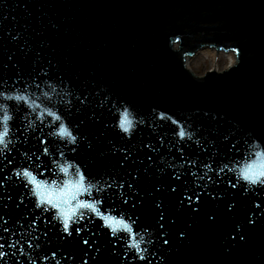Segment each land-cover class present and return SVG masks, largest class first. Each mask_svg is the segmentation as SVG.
Wrapping results in <instances>:
<instances>
[{"label":"water","instance_id":"obj_1","mask_svg":"<svg viewBox=\"0 0 264 264\" xmlns=\"http://www.w3.org/2000/svg\"><path fill=\"white\" fill-rule=\"evenodd\" d=\"M0 3L6 5L0 7V15L8 16L4 27L11 28L15 18L17 30L23 25L29 42L42 49V55L57 66L52 70L56 78L35 81L28 75H14L10 68L0 71V91L4 96L13 97L10 100L0 97V104H3L0 119L5 110L12 117L7 122L9 135L6 138L12 143L0 153V168L3 169L0 176L11 177L0 188V216L8 221L6 225L0 221V244L5 245L0 251L9 254L0 264H31L33 260L36 264H56L57 261L59 264H82L84 260L88 264H116L113 251L121 257L127 256V264H146L133 258L137 249L127 247L131 244H137L140 250L149 249L144 254L151 264H161L160 254L166 257L165 264H264V218L257 214L255 227L245 223L251 215V197L230 193L228 200L235 205L232 212H227L224 202L205 198L200 209L192 213L190 208L177 209L181 185L175 195L164 198L168 214L175 220L166 229L170 236L167 250L157 243L154 227H150L147 234L143 232L144 225L155 223L151 203L143 209L141 227L135 229L132 239L120 230L114 240L108 228L97 226L103 221L89 212L85 217H91L88 235L96 240L102 251L97 254L88 249L89 255H84L85 249L78 238L60 239L62 225L58 221L48 223L52 214L35 207L37 197L29 191L33 186L25 188L27 180L17 179L10 170L13 165L17 170L28 168L36 180L46 182V186L56 180L63 187L65 180L77 179V167L81 171L87 169L89 177H95L92 180L95 183L101 179L98 169L115 164L114 158L106 157L89 167L91 155L95 153L83 150L73 153L66 138L47 135L49 131L59 130V122L45 115L43 92L49 93L55 105L48 106L57 114H63L62 122L77 134L73 122L75 108H72V116L65 109L66 101L75 104V96L65 94L75 91L67 82L77 80L81 86L87 84L94 106L99 105L104 95L112 101L122 98L130 105L134 122L145 120V124H136L132 130L131 143L137 150H141V142L150 140L155 132L172 139L164 122H153L158 125L155 132L148 127L154 108L176 117L196 116L205 126L213 123L204 118L207 112L223 118L214 128L218 126L229 141L221 137L213 152H218L221 159L229 163L233 171L228 176L234 182L246 165H254V170L264 166V0H0ZM177 37L179 41L173 43ZM211 46L224 50L236 48V63L223 71L210 70L204 76L194 75L186 67V59L199 49ZM0 48L8 52L14 50L7 39L0 41ZM16 59L22 66H28L19 52ZM61 76L65 84L60 83ZM37 83L40 89L35 87ZM17 95H24L28 105L36 100L40 107L16 101ZM117 109L123 110L120 103L115 108L108 103L103 109V120L108 124L106 130L102 127L103 120L83 129L87 135L97 137L96 152L107 147V139L124 143L120 138L124 134L115 127L119 120ZM3 126L0 124V130ZM40 138L49 141L50 155L41 156L46 167L37 168L24 153L39 154ZM194 149L195 145H186V153H193ZM153 155L157 164H162L160 157L171 161L175 150L169 153L165 143L160 153ZM198 155L200 153L196 152L192 158ZM6 157L12 159L13 165L7 164ZM139 159H144L142 152ZM60 167H67L68 172L61 173ZM188 180L184 184H188ZM161 182L166 183V180ZM151 183L150 179L142 186L148 187ZM239 183L246 184L243 180ZM148 190L151 191V187ZM51 194L59 196V189L54 188ZM94 196L96 191L92 189L90 194L77 198L90 201ZM104 196L107 198V203L101 206L104 213L118 219L132 215L130 207L123 209L118 198L109 197L108 193ZM236 224L243 226L244 242L238 237L231 240ZM181 230L186 233L184 239H178ZM149 240L152 243H148ZM29 242L40 247L28 248ZM10 244H16V248L9 247ZM17 249H23V255ZM45 255L49 257L46 261L42 260ZM69 256L72 259H68ZM121 264L125 262L121 260Z\"/></svg>","mask_w":264,"mask_h":264},{"label":"snow or ice","instance_id":"obj_2","mask_svg":"<svg viewBox=\"0 0 264 264\" xmlns=\"http://www.w3.org/2000/svg\"><path fill=\"white\" fill-rule=\"evenodd\" d=\"M0 7H6V5L0 3ZM7 20V15H0V33H2L0 35V41L7 39L8 43L14 46V50L8 52L6 49L0 48V71L10 68L13 70L14 75L18 77L28 75L34 81L37 78H56L57 74L52 70L57 66L52 60H48L42 55V49H38L34 44L29 42L27 32L23 30V25L20 26L21 30H17L14 22L15 18H13L12 27L6 28L4 27V22ZM179 39L177 37L173 43H176ZM232 51L237 52L238 50L233 48ZM18 52L28 61L27 67L22 66L20 61L16 59ZM29 57L31 58L30 60ZM59 80L61 84H65L66 82L62 76L59 77ZM67 83H70L75 91H68L65 94L68 96L74 95L75 104L71 100H68L65 102V109L68 115L72 116V108H75L73 122L75 123V131L77 134L74 135L69 131V128L62 122L63 114H57V112L52 110V107H55L52 104V98L48 92H43V97L46 101L45 115L51 117L52 121L59 122V130L49 131L47 135L66 138L67 145H71L70 150L73 153H79L81 150L89 154L95 153L91 155L92 164L89 167L95 165L98 160H103L106 157L110 159L114 158L116 161L115 164L110 168L104 166L103 169H98L97 175H100L101 179L95 180V183L92 182L95 177L90 178L87 169L81 171L77 167L75 169L77 179L71 182L65 180L63 187H60L56 180H53L47 186L46 182L37 181L28 168H20L17 170L13 165L12 159L6 157L7 164L13 165L10 169L12 175L17 179H26L27 183L23 185L25 188H28L29 185L33 186L29 191L37 197L35 207L42 212L52 214L51 220L48 223L58 221L62 225L60 239L71 240L78 238L85 249L84 255H89L88 249H92L95 253L100 254L102 251L100 246L94 238L88 235L91 217L85 219L87 213L90 212L99 220H102L103 224L97 226L108 228L114 240L117 238V233L120 230H123V233L127 235L128 239H132L135 235V229L141 227L143 209L147 204L151 203L155 223L154 225H144L143 232L147 234L149 228L154 227L156 229L155 235L157 237V243L167 250L168 248L166 246L169 245L170 236L166 229L170 223H175V220L168 214L164 198L166 195H175L178 190H181V185H183L182 195L178 199L177 209L186 210L190 208L191 212L195 213L200 209L202 201L206 198L211 202H224L227 212H232L235 205L228 200V195L230 193L233 195L238 193V195L251 197L249 201L251 204V215H248L245 220L247 225L251 227L256 226L258 222L257 214L261 218H264V166H261L258 170H254V165H246L240 170L239 177L235 182L228 176V173L232 172L233 169L229 163L225 162V159H221L218 152H213L221 137L223 141H229V137L221 132L218 126L214 128V125H218V121L223 119L218 114L210 115L205 112L203 114L204 118L213 122L205 126L196 116L176 117L175 115H169L167 111L157 112L154 108L152 110V122L148 123V127L155 132V127L158 125H154L153 122L162 121L164 122V126L168 127L171 132L172 139L169 140L166 135L155 132V135L150 140L142 141L141 150H137L135 145L131 143L132 130L136 127V124H145V120L140 119L134 122L131 118L133 112L130 111V105L127 101L122 98L118 99V101H112L109 96L104 95L99 105L94 106L95 101L94 99H90L91 93L89 92L87 84L81 86L79 80L75 82L68 81ZM35 87L40 89V84L37 83ZM52 90L55 91L54 88ZM0 97H3L4 100L13 99V97L4 96L2 91H0ZM14 99L18 102H23L24 105H28V101L24 95H17ZM108 103H112L114 108L117 103L122 105V111L117 109L119 112V120L115 127H118L120 132L124 134L120 137L124 143L118 144L111 139H107V147L96 152L97 137L95 135H87L83 129L88 124H95L103 120V109ZM49 104H52V107H49ZM28 106L40 107L36 103V100H32V104ZM97 108H99V111H97ZM0 109H3V104H0ZM39 118L38 116L37 119ZM11 119L12 117L5 110L2 119H0V124L4 125L2 130H0V145L3 146L0 148V153L7 150L8 145L12 143L11 140L6 139L9 135L7 122ZM102 127L105 130L108 128V124L104 120ZM126 137L127 139H125ZM38 143L42 146V149L37 150L39 154L34 152L32 155H28L25 152L24 155L28 160H32L37 168L41 166L46 167L41 161V156L47 157L50 155V149L47 147L49 141L40 138L38 139ZM165 143L168 144V152L172 153L175 150V155L171 161H166L161 156L160 160L162 164H157L156 157L153 153L159 154ZM189 143L195 145L193 153H186V145ZM232 147L235 148V145ZM141 152L144 156L143 160L139 159ZM196 152L200 153V155L192 158ZM60 155L64 156V153L61 152ZM256 155L259 157L261 154L258 152ZM205 157L207 159H204ZM52 162L54 164L56 163L55 160ZM193 169H197V171H193ZM2 171L3 169L0 168V172ZM59 171L66 174L68 168L60 167ZM104 176L110 179L105 180L103 178ZM189 177L192 179L188 180ZM10 178L6 175L0 176V188H3L5 181ZM150 179L152 183L148 187H151V191L148 190V187L142 186ZM162 179H165L166 183H162ZM185 180H188V184H184ZM240 180H243L246 184H240ZM54 188L59 189V196H53L51 194ZM92 189H95L96 196L92 197L90 201L77 198L82 194H90ZM104 193H108L109 197L118 198V202L123 209L128 210L130 207L132 215L118 219L116 216L104 213L101 207L107 203V198L104 196ZM8 199L11 200V196ZM112 210L114 211L115 209ZM36 219H39V217ZM211 219L212 217L209 216V220ZM82 220L84 221L83 223H81ZM0 221L5 225L8 223L3 216H0ZM32 224L35 225V220L32 221ZM4 231L7 232L8 228L5 227ZM233 232L235 235L231 236V240H235L237 237L240 242L246 240L245 234H242L244 233L242 225H234ZM44 234L47 235V232ZM184 238H186V233L181 230L178 239ZM148 243H152V241L149 240ZM8 246L16 248V244H10ZM27 246L28 248L40 247L39 244L33 245L30 242ZM4 247V244H0V249ZM127 247L137 249L133 257L134 259L151 264V260L144 254L148 253L150 251L149 249L140 250L137 244H131ZM17 250L23 255V249ZM111 254L117 257L116 264H121V260L127 264V256L121 257L117 251H113ZM7 255H9L7 252L0 251V262H4ZM152 255L154 256L156 254L152 253ZM55 257L56 253L53 252L52 258L55 259ZM48 259L49 257L47 255L42 257V260L46 261ZM68 259H72V257L69 256ZM93 259L95 260L96 258ZM159 260L161 264H165L166 257L160 254ZM31 264H36L35 260ZM56 264H59V261ZM82 264H88V261L84 260Z\"/></svg>","mask_w":264,"mask_h":264},{"label":"rangeland","instance_id":"obj_3","mask_svg":"<svg viewBox=\"0 0 264 264\" xmlns=\"http://www.w3.org/2000/svg\"><path fill=\"white\" fill-rule=\"evenodd\" d=\"M231 61L232 59L229 56L215 55L211 50L206 48L189 60V66L194 73L201 75L208 69L221 70L229 65Z\"/></svg>","mask_w":264,"mask_h":264},{"label":"bare ground","instance_id":"obj_4","mask_svg":"<svg viewBox=\"0 0 264 264\" xmlns=\"http://www.w3.org/2000/svg\"><path fill=\"white\" fill-rule=\"evenodd\" d=\"M214 52H215V51H214ZM216 53H217V52H216ZM219 54H221V52H220ZM222 54H223V53H222ZM227 55L232 59V62H233V59H234L233 55H232L231 53H228Z\"/></svg>","mask_w":264,"mask_h":264}]
</instances>
